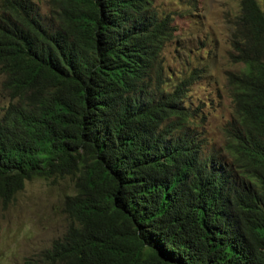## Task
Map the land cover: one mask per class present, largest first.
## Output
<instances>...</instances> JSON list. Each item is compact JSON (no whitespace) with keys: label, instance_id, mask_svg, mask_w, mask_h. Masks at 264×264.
<instances>
[{"label":"trees","instance_id":"16d2710c","mask_svg":"<svg viewBox=\"0 0 264 264\" xmlns=\"http://www.w3.org/2000/svg\"><path fill=\"white\" fill-rule=\"evenodd\" d=\"M154 0H0V203L68 177L48 264H264V11L240 0L228 166L149 82L171 35ZM174 117V118H172Z\"/></svg>","mask_w":264,"mask_h":264},{"label":"rangeland","instance_id":"374dc122","mask_svg":"<svg viewBox=\"0 0 264 264\" xmlns=\"http://www.w3.org/2000/svg\"><path fill=\"white\" fill-rule=\"evenodd\" d=\"M240 0H154L159 17H168L171 35L158 54L160 69L153 67L152 87L170 92L183 86L180 106L187 114L185 126L200 143L204 155L215 154L229 166L224 151V127L232 119L233 103L228 73L240 68L229 59L231 32ZM264 11V0H257ZM40 17L52 22L48 0H33ZM0 109L8 99L2 90ZM174 118V117H172ZM70 178L26 181L14 199L0 203V264H48L41 252L65 229L63 196L72 192Z\"/></svg>","mask_w":264,"mask_h":264}]
</instances>
